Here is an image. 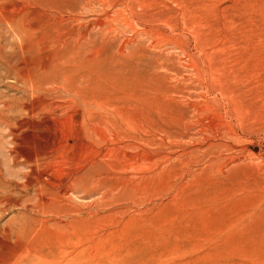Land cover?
<instances>
[{"label":"rangeland","instance_id":"374dc122","mask_svg":"<svg viewBox=\"0 0 264 264\" xmlns=\"http://www.w3.org/2000/svg\"><path fill=\"white\" fill-rule=\"evenodd\" d=\"M29 26L69 45L23 55ZM87 56V85L107 103L97 111L136 183L115 208L88 178L76 184L78 202L98 208L73 234L23 189L50 123L30 112L18 63L80 84ZM157 153L173 159L164 172L144 161ZM0 264H264V0H0Z\"/></svg>","mask_w":264,"mask_h":264},{"label":"bare ground","instance_id":"6f19581e","mask_svg":"<svg viewBox=\"0 0 264 264\" xmlns=\"http://www.w3.org/2000/svg\"><path fill=\"white\" fill-rule=\"evenodd\" d=\"M24 29L26 39L20 47L23 55L32 50H36L39 54L57 55L69 45V39L65 37L64 32L52 28L36 30L33 26L24 27ZM85 39L79 38L77 43L80 44ZM26 62L24 59L19 61L18 75L33 93L32 101L37 103L31 106L30 112H37L38 116L43 117V122H49L48 130L51 133L47 131L48 138L45 142H32V152L26 158L29 172L25 176L23 189L31 188L35 193L36 202L31 208L36 214L68 218L69 221L65 224L67 231L72 229L73 234H77V227L91 223L95 213L90 209L98 207H95L94 202L92 204L88 201L87 204L78 202V195L84 194L86 190L76 192V184L88 178L97 189L105 191L101 205L115 208L122 190L136 182L124 177L123 171L128 167L129 160L125 162L123 146L122 148L120 146L121 134L110 129L106 122L107 117L103 115L104 113L97 111L107 107L106 101L103 102L100 98L94 97L87 85L86 79L91 72V56L86 57L81 67L83 70L81 78L83 77L84 82L80 84H77V79L68 72H63L55 80L45 83L37 78L35 70L30 71ZM42 94L45 97H40ZM63 121L67 122V127ZM110 138L114 139H112L113 142ZM170 146L173 147V144ZM152 155L144 161L150 162L148 164L151 165L155 164L156 172H164L165 162L163 161H173L171 157L163 156L162 153ZM144 161L142 162L145 163ZM179 161L184 163L180 159ZM53 163L57 164L53 165ZM138 163L137 159L135 164ZM101 167L103 169H99ZM165 170L174 172L173 165ZM147 200L143 199L142 202L146 203ZM83 211H87V214ZM41 223L45 225V221L42 220ZM109 226L111 224L104 227ZM94 236L95 233H88L87 242L94 243ZM36 242L35 239L30 241L31 246L34 244L36 247L38 244ZM71 243L70 249L77 251L79 245H75L72 241ZM74 255L75 253H72L69 257Z\"/></svg>","mask_w":264,"mask_h":264}]
</instances>
